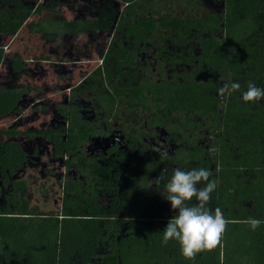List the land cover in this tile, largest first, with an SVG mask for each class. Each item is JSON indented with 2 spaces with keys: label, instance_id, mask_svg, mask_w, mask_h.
<instances>
[{
  "label": "trees",
  "instance_id": "16d2710c",
  "mask_svg": "<svg viewBox=\"0 0 264 264\" xmlns=\"http://www.w3.org/2000/svg\"><path fill=\"white\" fill-rule=\"evenodd\" d=\"M221 1L222 9L215 14L178 16L157 14L154 5H150L152 11L137 14L141 0H100L93 18L65 20L54 16L59 4L55 1L0 0V46L24 28L49 41L56 36L66 39L112 33L107 49L100 50L101 64L86 80L95 81L101 90L107 88L111 75L122 83L121 77L129 72L124 68L133 70L134 58L124 55V42H145L151 33L163 29L176 31L177 42L184 40L186 33L201 29L209 82L214 84L221 75L226 82L230 72L232 82L241 84L238 91L226 94L214 163L218 179H209L216 180L218 187L211 193L208 207L213 211L220 208L229 221L221 244L214 250L198 254L194 261L186 260L177 241L162 244L167 223L149 221L132 225L119 243L106 239L101 235L106 226L87 217L92 209L87 210L80 191L67 184L60 210L32 213L20 193L12 198L14 204L21 200L15 210H0V264H264V224L253 231L244 222L249 217L264 220V98L256 102L242 98L249 82L264 89V0ZM116 4L122 6L121 12ZM30 17L38 19L29 21ZM4 61L0 52V65ZM25 73L22 60L9 57L11 83ZM89 88L94 89L92 85ZM176 89L179 97L202 90L195 85ZM25 92L21 87L0 85V121L20 114ZM38 138L49 141L56 159L83 144L82 135L77 140L72 127L0 129V176L21 170L36 153ZM108 228L115 230V223Z\"/></svg>",
  "mask_w": 264,
  "mask_h": 264
},
{
  "label": "flooded vegetation",
  "instance_id": "af4514ba",
  "mask_svg": "<svg viewBox=\"0 0 264 264\" xmlns=\"http://www.w3.org/2000/svg\"><path fill=\"white\" fill-rule=\"evenodd\" d=\"M199 30L186 33L184 40L178 42L177 32L166 29L151 33L145 42H124V55L134 58L133 70L124 68L129 72L121 77L122 83L111 75L104 90L94 84L95 81L86 80L101 64L100 50L107 49L112 33L105 48L96 46L91 54H85L84 60H91L92 54L96 55L98 65L84 74L77 85L65 88L70 93L62 102L51 106L53 117L49 127L44 129L72 127L77 140L82 135L83 144L56 159L49 141L38 138L37 151L29 156L23 168L12 175L7 172V176H0V210H15L21 200L14 204L12 198L20 193L30 212H45L32 206L31 177L29 182L20 179L27 163L36 165L40 161V140L50 147L51 157L61 168L59 173L44 176L45 190L40 187V194L48 199L53 193L54 204L60 210L67 184L80 191L87 210L92 209L87 217L105 225L101 235L117 243L127 237L132 225L148 221L156 225L167 223L176 215L170 202L161 195L174 169L207 168L212 172L211 176L218 179L214 163L222 136L227 95L226 98L218 95V89L225 81L217 77L214 84L209 82L200 42L204 33ZM83 36L88 40L93 38L89 35L66 39L56 36L49 41L39 37L46 43L56 44L58 40L65 43ZM71 49L68 48L66 59L75 62ZM8 59L5 56L4 62L8 63ZM43 61L47 63L49 58L44 57ZM63 66L56 65V71H67ZM90 85L94 89H90ZM183 85H195L202 90L179 97L176 88ZM154 147L166 149L168 159L162 160L152 150ZM158 176L164 177L159 188L155 185L147 188L149 181ZM47 180H51L49 187ZM18 183L23 186H17ZM73 195L78 200L77 192ZM194 203L195 200L189 202L190 205ZM114 223L115 230H109V225L114 226Z\"/></svg>",
  "mask_w": 264,
  "mask_h": 264
},
{
  "label": "rangeland",
  "instance_id": "374dc122",
  "mask_svg": "<svg viewBox=\"0 0 264 264\" xmlns=\"http://www.w3.org/2000/svg\"><path fill=\"white\" fill-rule=\"evenodd\" d=\"M58 4L55 17L65 20H72L76 17L90 19L95 16L100 0H51ZM221 0H141L140 9L137 14L152 11L150 5H154L157 14L187 16L189 13L194 16H202L208 13H217L222 9ZM142 5V7H141ZM119 12L122 6L116 4ZM31 20L35 21L34 17ZM110 40V33L95 35L92 40L86 36L76 40L57 41L56 44L46 43L37 35L29 34L25 28L21 29L18 35L6 39L0 52L7 57H18L25 65L27 73L20 74L17 80L8 76V63L0 65V85H12L26 89L24 97L19 105L20 114L11 115L0 121V129H7L15 126L20 131L45 129L49 127L52 119L51 106L62 102L70 93L65 88L69 85L75 86L81 77L91 72L98 65V57L94 54L91 60H84L85 54H91L96 46L105 48ZM72 48L71 53L75 62L66 59L68 48ZM94 47V48H93ZM44 57L49 58V62L43 61ZM64 65L58 71L55 66ZM160 67V71H161ZM41 159L36 165H25L20 179L29 182L31 177L32 206L45 212L56 211L53 193L46 199L40 191L44 188V176L47 173H59L61 168L58 161L51 157L50 147H46L43 141H39ZM43 171L46 173L44 174ZM50 175V174H49ZM48 175V176H49ZM48 187L51 180H47Z\"/></svg>",
  "mask_w": 264,
  "mask_h": 264
},
{
  "label": "clouds",
  "instance_id": "9594fccd",
  "mask_svg": "<svg viewBox=\"0 0 264 264\" xmlns=\"http://www.w3.org/2000/svg\"><path fill=\"white\" fill-rule=\"evenodd\" d=\"M225 81V77H219ZM241 88L239 82H232L231 73H228L227 81L218 89V95L226 98V94L238 91ZM243 101L256 102L264 98V89L255 86L252 82L247 84V90L243 92ZM162 160L168 159L166 149L154 147ZM212 172L207 168H193L189 171L176 168L171 174L170 180L161 190V195L170 202L171 209L176 213L167 222L163 230L162 244L175 240L180 245L181 255L189 261H194L198 254L212 251L221 244L223 235L229 221L225 219L220 208L214 211L208 207L211 193L218 187L216 180H209ZM163 176H158L149 181L148 187L155 185L159 188ZM204 183L205 186L198 187ZM195 200L194 204L189 202ZM246 224L255 231L264 220L249 217Z\"/></svg>",
  "mask_w": 264,
  "mask_h": 264
}]
</instances>
